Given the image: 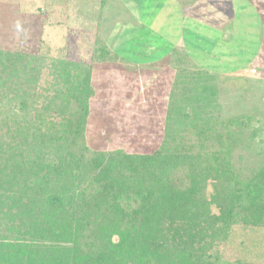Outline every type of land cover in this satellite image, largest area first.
<instances>
[{
    "label": "trees",
    "instance_id": "obj_1",
    "mask_svg": "<svg viewBox=\"0 0 264 264\" xmlns=\"http://www.w3.org/2000/svg\"><path fill=\"white\" fill-rule=\"evenodd\" d=\"M171 57L163 141L129 154L86 145L92 64L0 46V264H264V126L222 119L223 75Z\"/></svg>",
    "mask_w": 264,
    "mask_h": 264
},
{
    "label": "rangeland",
    "instance_id": "obj_2",
    "mask_svg": "<svg viewBox=\"0 0 264 264\" xmlns=\"http://www.w3.org/2000/svg\"><path fill=\"white\" fill-rule=\"evenodd\" d=\"M211 1V10L201 9L207 25L189 24L194 30L211 33L225 48L213 50L203 41L208 48L195 52L193 59L202 69L226 73L218 110L222 119L251 113L264 126V0ZM162 3L164 0H0V46L92 64L95 96L86 145L92 151L152 154L164 138L178 75L171 66L172 55L166 56L168 49L158 36L164 37L166 26L172 30L170 25L179 22L173 18L161 23L169 14ZM216 12L208 18L207 13ZM100 45L117 57L98 62L95 52ZM220 54L227 58L220 59ZM262 138L251 143L252 154L262 147ZM263 236L258 234L257 242ZM245 237L250 240L239 230L236 242Z\"/></svg>",
    "mask_w": 264,
    "mask_h": 264
},
{
    "label": "crops",
    "instance_id": "obj_3",
    "mask_svg": "<svg viewBox=\"0 0 264 264\" xmlns=\"http://www.w3.org/2000/svg\"><path fill=\"white\" fill-rule=\"evenodd\" d=\"M212 1L210 0L208 3L206 0H164V3H162V8L166 9L169 11V14H167L164 18H162L160 21L161 23H164L168 21L169 19L175 18V21H177L179 24L174 25L172 23L171 29H167V26L165 28L166 31H168L164 37L158 36L160 39L159 42L162 43V45H166V49H168L165 53L167 55H172V51L174 48H182L187 52L189 55L190 59L195 65H200L193 59L195 52L197 51H205V48L208 47H203V44L201 42L204 41V44H210L211 48L213 50H217L218 48H225L222 44L221 41L216 40L212 37L211 33H209L208 30L205 28V23L204 19L206 18V13H202L205 6L210 9V3ZM236 5V4H235ZM211 10V9H210ZM220 12V11H219ZM217 15L216 13L208 14V18L213 17L214 15ZM197 22L198 24L201 25L204 22V28L209 34H205L203 32L194 30L190 27V22ZM177 22V23H178ZM210 26V25H209ZM204 30V31H205ZM163 35V30H160ZM206 44V45H207ZM225 45H227L225 43ZM223 53V51H222ZM227 56L225 57L224 55L220 54V59H226ZM237 66V65H236ZM209 71V70H208ZM217 73L221 75H225V71H218ZM233 74V72H231Z\"/></svg>",
    "mask_w": 264,
    "mask_h": 264
},
{
    "label": "built area",
    "instance_id": "obj_4",
    "mask_svg": "<svg viewBox=\"0 0 264 264\" xmlns=\"http://www.w3.org/2000/svg\"><path fill=\"white\" fill-rule=\"evenodd\" d=\"M252 72H253V73H255L256 71H255V70H253Z\"/></svg>",
    "mask_w": 264,
    "mask_h": 264
}]
</instances>
